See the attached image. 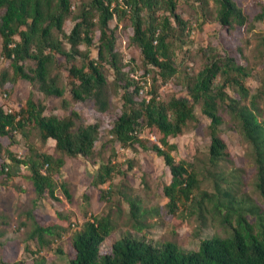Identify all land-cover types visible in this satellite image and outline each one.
Returning <instances> with one entry per match:
<instances>
[{
  "label": "trees",
  "instance_id": "trees-1",
  "mask_svg": "<svg viewBox=\"0 0 264 264\" xmlns=\"http://www.w3.org/2000/svg\"><path fill=\"white\" fill-rule=\"evenodd\" d=\"M179 1L0 0V54L11 60V68L0 71V85L28 80L44 96L63 98L67 107L77 101L92 102L101 114L113 111V92H117L122 104L110 130L113 142H120L124 148L152 150L163 157L171 172V181L164 186L170 213L192 211L203 222L211 216L223 229V234L203 239L197 250L182 249L172 241L156 245L125 235L115 240L110 250L103 251L102 244L114 230L113 220L110 214H91L74 234L70 264H264V121L260 119L264 85L252 94L247 84L252 68L228 53L220 55L216 47L204 49L205 60L199 72H191L184 59L179 61L178 49L183 50L192 31L191 21L178 12ZM199 1L206 14L211 0ZM212 1L214 18L227 32L248 23L244 9L235 0ZM257 17L264 19V5ZM114 19L117 24L112 28ZM69 20L73 25L67 30ZM124 21L133 29L131 43L141 51L143 74L151 73L153 77L148 98L140 96L144 87L131 75L139 66L125 62L117 48L116 27ZM94 48L97 56L92 55ZM62 57L66 76L60 70ZM111 70L114 79L110 78ZM172 79L179 80L187 95L162 97L161 87ZM69 87L71 99L65 97ZM229 89L237 96H232ZM198 106L211 120L209 162L213 167L221 168L231 159L229 145L221 134L223 112L229 113L249 144L261 206L248 204L247 199L237 196L234 187L223 186L227 178L222 171H214L220 175L215 177V190H205L204 177L210 176L211 169L202 172L187 159H176L178 145L170 138L181 134L190 122L199 121ZM46 110V103L36 99L34 93L19 110H6L0 105V139L9 140L7 144L0 141V174L13 176L8 160L28 166L38 200L46 196L58 200V188L71 199L68 183L59 182L57 175L66 163V155H94L102 136L101 125L87 123L76 109L64 117L48 115ZM31 125L39 129L42 140H55V148L62 155L30 145L29 154L18 157L10 145L16 142L17 132L28 136ZM147 129L157 130L159 141L143 137ZM115 175L127 176V172L120 167L114 151L100 166L94 184H106ZM112 194L111 185L103 191V199L110 201ZM131 206L133 216L138 218L139 204L131 201ZM28 215L34 220L31 236L39 241V251L63 236L65 230L60 225L42 224L33 211ZM39 251H32L34 264H46V257ZM58 252L64 251L59 248Z\"/></svg>",
  "mask_w": 264,
  "mask_h": 264
},
{
  "label": "rangeland",
  "instance_id": "rangeland-1",
  "mask_svg": "<svg viewBox=\"0 0 264 264\" xmlns=\"http://www.w3.org/2000/svg\"><path fill=\"white\" fill-rule=\"evenodd\" d=\"M235 1L244 9L248 23L245 26H236L231 32H227L214 18L215 5L212 0L206 5V14L199 0L179 1L178 12L191 21L192 31L183 50L178 49V59L179 61L184 59L185 66L188 65L191 72H199L205 60L204 49L216 47V52L220 55L228 53L239 63L252 68L247 84L252 94H255L264 85V19L257 17L262 12L264 0ZM116 24V19L111 21L112 28H115ZM72 25L73 22L69 20L65 28L70 30ZM132 34L133 29L128 21L116 27L117 48L123 54L125 62L139 66L131 75L144 87L140 96L148 98L153 86V77L151 73L143 74L141 51L131 43ZM97 40L98 37L95 43ZM0 43H2L1 35ZM67 47L70 48L68 43ZM82 48L86 49L85 46ZM239 48H242V51ZM92 55L97 56L95 48L92 49ZM60 59L63 62L60 70L66 76L64 57ZM8 68H11V60L0 54V71ZM110 78H115L112 70ZM228 92L232 96H237V92L233 89H229ZM31 93H34L36 99L46 103V114L64 117L69 115L72 109H76L87 123L98 122L101 125L102 136L96 143L92 157L65 156L66 163L57 178L59 182L68 183L71 199L67 198L62 188H58V200L50 196L38 200L29 177L30 168L7 159L12 165L13 176L9 178L0 174V241L3 243L0 245V262L5 260L34 264L35 255L32 251L38 252L41 245L31 236L34 228V220L28 215L31 211L42 224L60 225V229L65 230L62 237L54 239L50 245L43 246L39 251V255L46 257V264H70L74 234L91 214H110L113 220L114 230L102 244L103 251L110 250L113 242L125 235L145 239L156 245L172 241L182 249L197 250L203 239L217 233L223 234L221 225L211 216L203 222V218L192 211L179 212L176 215L168 211L166 206L168 198L164 193V186L170 183L171 172L163 157L152 150L139 147L124 148L120 142H113L110 130L120 113L122 104L120 94L113 92V111L101 114L95 110L92 102L77 101L73 102L71 107H67L63 98L46 97L38 92L30 81L22 79L15 84L0 85V105L6 110H19ZM160 93L165 98L172 94L187 95L186 89L177 79L164 84ZM65 97L71 99L70 87ZM196 112L199 121L190 122L181 134L170 138L171 142L178 145V150L174 152L176 159H187L202 172L211 169L212 173H208L210 176L202 175L204 177L202 186L205 190L210 192L215 190V177L219 178L220 175L219 172L214 173V171H222L227 178L223 181V186L234 187L237 196L247 199L248 204L261 206L263 203L254 186L256 170L250 146L239 133L229 113L223 112L225 124L221 134L229 145L231 159L223 162L221 168H215L209 162L211 120L203 113L200 106L197 107ZM261 112L260 119L264 121L263 100ZM31 127L28 129V136L17 132L16 142L10 145V149L18 157L25 158L29 154L30 145H35L38 149L56 156L62 155L55 148V140H42L39 129L33 125ZM160 136L155 129H147L143 133V137L151 141H159ZM0 141L9 143L8 139H0ZM114 151L120 167L127 172V176L115 175L110 182L95 185L94 179L99 173L100 166L108 161ZM111 185L112 198L110 201H105L102 196L103 191L109 189ZM131 201L139 204L138 218L132 214ZM59 248L64 252H58Z\"/></svg>",
  "mask_w": 264,
  "mask_h": 264
}]
</instances>
